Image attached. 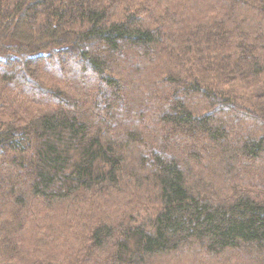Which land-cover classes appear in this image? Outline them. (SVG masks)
Segmentation results:
<instances>
[{
	"label": "trees",
	"instance_id": "trees-1",
	"mask_svg": "<svg viewBox=\"0 0 264 264\" xmlns=\"http://www.w3.org/2000/svg\"><path fill=\"white\" fill-rule=\"evenodd\" d=\"M0 264H264V0H0Z\"/></svg>",
	"mask_w": 264,
	"mask_h": 264
}]
</instances>
